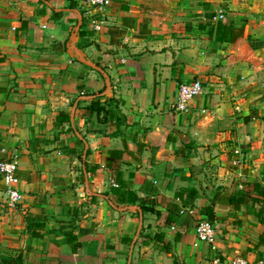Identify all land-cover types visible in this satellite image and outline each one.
<instances>
[{"label":"crops","instance_id":"obj_1","mask_svg":"<svg viewBox=\"0 0 264 264\" xmlns=\"http://www.w3.org/2000/svg\"><path fill=\"white\" fill-rule=\"evenodd\" d=\"M14 155L0 264H264V204L200 211L235 181L264 191V0H0V158Z\"/></svg>","mask_w":264,"mask_h":264},{"label":"built area","instance_id":"obj_2","mask_svg":"<svg viewBox=\"0 0 264 264\" xmlns=\"http://www.w3.org/2000/svg\"><path fill=\"white\" fill-rule=\"evenodd\" d=\"M91 7H104L110 0H85ZM219 18H222V14H219ZM91 24L97 29L100 27L102 20L92 18ZM202 91V83L198 79H194L190 82L181 83L177 89L176 99L173 104V108L176 111H185L189 106V102L193 97L199 95ZM18 178V163L17 156L14 155L8 158H0V180L4 184V192L6 199L9 203H17L20 199V192L16 187ZM196 236L200 241H204L212 245L215 249V228L206 220H198L196 223ZM213 264H249L248 261L242 256H236L228 261H222L217 254L213 257ZM262 264V263H258Z\"/></svg>","mask_w":264,"mask_h":264},{"label":"trees","instance_id":"obj_3","mask_svg":"<svg viewBox=\"0 0 264 264\" xmlns=\"http://www.w3.org/2000/svg\"><path fill=\"white\" fill-rule=\"evenodd\" d=\"M61 114H64L63 120H67L69 118L68 114L66 113H61ZM253 190L257 192L260 191L261 183L258 181H253V182L245 181V180L235 181L232 188H225L223 192L217 191V193L212 197V199H210L211 204L202 206L200 211L211 222L215 220L213 206L214 204H216V202L224 203L228 206H231L235 210L239 209L241 205H248L249 203H251L252 205L257 203L263 206L264 191L262 192V196L259 197V196L252 195ZM182 193H185L186 195L183 196ZM180 194L181 195H179L178 197L182 200L184 205H188L192 203L195 197L197 196L196 190L194 188H186L185 191L183 188L181 189ZM175 211L177 213L178 209ZM258 213L260 212L258 211ZM172 220H173L172 215L171 216L169 215L166 218L167 223H170ZM157 235L159 234L156 233V236ZM259 242H264V232L260 234ZM154 245L156 248L160 250L170 252L168 245L165 244L163 241H158L157 239H155ZM11 264H17L16 260H13Z\"/></svg>","mask_w":264,"mask_h":264}]
</instances>
